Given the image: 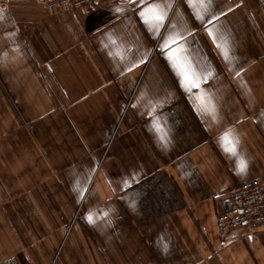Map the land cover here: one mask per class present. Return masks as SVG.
I'll return each instance as SVG.
<instances>
[{
    "label": "crops",
    "instance_id": "1",
    "mask_svg": "<svg viewBox=\"0 0 264 264\" xmlns=\"http://www.w3.org/2000/svg\"><path fill=\"white\" fill-rule=\"evenodd\" d=\"M152 4L161 24L140 15ZM202 16L188 0H0V264H264V226H216L229 187L264 185V8L210 0ZM120 89L135 91L127 109ZM48 91L76 97L65 135ZM97 160L71 216L55 177L76 190Z\"/></svg>",
    "mask_w": 264,
    "mask_h": 264
},
{
    "label": "built area",
    "instance_id": "2",
    "mask_svg": "<svg viewBox=\"0 0 264 264\" xmlns=\"http://www.w3.org/2000/svg\"><path fill=\"white\" fill-rule=\"evenodd\" d=\"M49 8L67 5L71 7H92L100 0H42ZM264 8V0H260ZM260 179L237 182L228 188L227 206L217 217L221 234L235 228L245 227L250 234L264 226V185Z\"/></svg>",
    "mask_w": 264,
    "mask_h": 264
},
{
    "label": "rangeland",
    "instance_id": "3",
    "mask_svg": "<svg viewBox=\"0 0 264 264\" xmlns=\"http://www.w3.org/2000/svg\"><path fill=\"white\" fill-rule=\"evenodd\" d=\"M113 82H115V84L119 88H121L119 80H116V81H113ZM122 89H125V88L122 87ZM48 92H49V94H48L47 97H49L51 99V101H49L47 99L46 102L48 104L54 102L58 106H61V111H53V113L50 112V115L53 114L52 118L55 121L54 122V130L58 134L61 133V134L65 135V124H64L65 123V111H64L65 110V105H66V107L69 106V103H71L69 98L71 96L73 98H76V97H75V95H71L70 97L67 96V93H66L67 91H60L59 94L57 92H55V91H48ZM74 92L75 93H79L78 91H74ZM105 93L107 95H109L111 97V99L114 98L113 93L111 91H105ZM118 93H120L119 95H121L123 105L125 106V109H127L130 106V104L133 102L135 91L121 90V91H118ZM7 96H8L7 99H10L11 103L15 104L14 108H15L16 114L21 115L23 117V119H24V116H23L24 104H22V107L19 106V103L17 101V99H19L18 98L19 96L17 94H16V96H14L13 95V91H9V95H7ZM60 100H61V105L59 103ZM73 103H76V102H73ZM47 115H49V113ZM39 119H40V116H39ZM44 128L45 127H43V125L41 127L38 126V128H36L37 132H38V134L40 136H47L46 133L47 134H51L49 131L46 132V130ZM50 128H52V127H50ZM29 130H30V127L28 128V125H27V127L25 129L24 122H23V130L20 133H17V135H21L22 134L23 137H24V135H26V134L28 135ZM12 138H13V136H12ZM40 146H41V144L38 143V147L40 148L39 151L40 152L43 151L42 153H43V156H44L45 155L44 152H46V150H45V148L41 149ZM10 151L12 152L11 149L10 150H8V149L6 150V152H10ZM95 162H96V166L93 167L92 173L90 175L86 176L84 184H81V183L79 184L77 182V178L76 177H75V181L73 180L72 177H68V179L70 180L71 184H74L75 186H76V184H79V187L78 186L75 187L76 190L67 191V189L65 187V184L63 182V179H65V176L61 177L59 175V176L55 177V181H58V183L60 184L59 186L65 191V199H68L69 202H70L69 205L71 206V208H70L71 216H76V215L79 216L83 212V210L81 211V208H82V204L86 202V200H87V198L89 196V190H88L89 189L88 188L89 187V183H90V181L94 180V178H95L94 176H96V174L98 173V170H99L98 167L100 165L99 164L100 161L97 160ZM66 180H67V178H66ZM53 195H54V193H53Z\"/></svg>",
    "mask_w": 264,
    "mask_h": 264
},
{
    "label": "snow or ice",
    "instance_id": "4",
    "mask_svg": "<svg viewBox=\"0 0 264 264\" xmlns=\"http://www.w3.org/2000/svg\"><path fill=\"white\" fill-rule=\"evenodd\" d=\"M189 5L196 10V14L198 18H203L202 12H205L208 10L210 5V0H188ZM115 11L119 12L121 11L120 7H116ZM140 15L145 19L146 23H155V24H161L165 19V13L161 9L160 5L158 4H152L148 5L144 8L143 11H141ZM173 42H175L173 40ZM167 47V45H165ZM180 49H177V52H180ZM227 55V53H226ZM171 58H173L174 62L176 63L177 67L181 69V75L183 76L184 80L190 84L194 85L195 80L193 79V72L190 69L189 66H187L181 59L179 55L176 53H170ZM226 142L229 144L228 150L235 152V145L232 143V141L226 136L225 137ZM241 168L243 169L246 167L245 163L241 161ZM89 220H92L91 215L89 216Z\"/></svg>",
    "mask_w": 264,
    "mask_h": 264
}]
</instances>
